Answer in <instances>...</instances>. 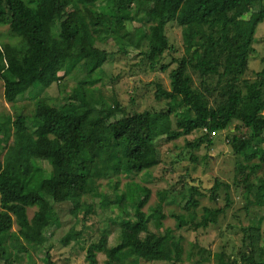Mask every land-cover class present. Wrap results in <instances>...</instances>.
<instances>
[{
    "label": "trees",
    "instance_id": "1",
    "mask_svg": "<svg viewBox=\"0 0 264 264\" xmlns=\"http://www.w3.org/2000/svg\"><path fill=\"white\" fill-rule=\"evenodd\" d=\"M2 11L6 19L0 17V22L25 39V46L0 43L5 98L16 103L26 93L37 97L30 114L25 109L13 116L0 114V264H20L30 256L31 245L44 251L49 264H58L51 250L57 242L70 247L82 240L77 225L86 226L89 215L97 212V199L103 211H120L88 244L89 264H99V253L107 256L106 264H184L196 255L203 259L195 264L213 256L217 264H264V216L255 226L242 225L245 243L235 256L195 242L187 250L185 237L164 226L168 190L159 191L163 203L146 209L152 189L142 183L154 180L147 153L160 132L157 119L170 122L163 131L168 141L201 132L187 142L189 150L212 145L218 133L228 131L233 156L240 159L236 171L245 184L244 210L250 219L262 213H253L250 205L262 199L260 207L264 206V175H257L264 168V67L253 80L246 73L258 52L256 32L264 23V0H0ZM174 22L182 27L185 55L174 58L171 88H159L158 95L177 108L128 114L117 103L101 111L103 100L96 98L99 89L92 86L104 82L103 67L112 55L103 46L117 45L112 53L124 55L139 49L151 70H167L162 62L172 46L166 27ZM73 40L81 42L77 54L68 48ZM61 57H66L62 66ZM203 61H215L218 70L205 73L198 67ZM79 66L85 68V78L65 102L53 104L42 97ZM122 176L131 179L125 184L127 191L120 187ZM101 180L113 188L110 193L101 191ZM230 188L221 177H216L209 195L200 185L186 188L184 183L173 192L181 199L179 212L171 216L180 228L206 231L228 210ZM223 194L229 201L213 207ZM206 196L212 205H203L200 213ZM60 204L72 207L76 224L57 239L63 225ZM30 209L35 210L32 216ZM114 223L119 234L112 243L109 227Z\"/></svg>",
    "mask_w": 264,
    "mask_h": 264
},
{
    "label": "rangeland",
    "instance_id": "2",
    "mask_svg": "<svg viewBox=\"0 0 264 264\" xmlns=\"http://www.w3.org/2000/svg\"><path fill=\"white\" fill-rule=\"evenodd\" d=\"M5 11L0 12V17L6 19ZM249 14L245 17L249 18ZM166 34L170 40L172 46L167 50L162 63L168 64L167 70H161L160 67L156 70H151L148 64V60L144 59L140 54L139 49L131 48L129 55H124L121 52L112 53L118 49L117 45L108 44L103 46L107 48L110 55L108 61L104 64L103 78L104 82L97 83L92 87L96 90L95 96L98 99H102L103 103L100 106L101 111H106L109 105L117 106L119 103L128 114H134L144 110H169L171 107H176V103H171L170 100L160 97L158 95V89H170L171 79L170 72L173 68L177 67V63L174 58H179L185 55L182 27L177 23H169L166 27ZM256 37L259 39L255 43L257 54L253 56L249 63V68L246 73V77L253 80L257 72L261 71L264 67V23L259 25ZM25 39L11 34L9 31V24L7 22H0V43L2 45H23ZM80 40H73L69 43V51L77 54L80 51ZM102 47V46H101ZM66 57H61L60 66L65 65ZM200 70L205 73H215L218 70V65L215 61H203L198 63ZM60 74L64 75V70H60ZM85 68L79 66L75 70L64 76L60 81L61 86L57 83L47 88L42 97H45L53 104H62L65 102V98L73 91V89L85 78ZM196 84H199V75L195 76ZM63 90V91H62ZM36 94H24L20 100L16 103H10L5 98V86L0 81V114L4 117L13 116L15 112L21 109H25L24 113H32ZM99 113H95L98 115ZM176 118L172 116V126L175 125ZM159 125L158 138L151 145L150 150L147 153V160L149 164V171L154 176V180L151 182H142L147 187L152 189L151 200L146 209L153 205L156 206L161 202V196L159 191H171L166 192L168 197L164 202L163 211L167 214V219L164 220V226L172 228L177 235L185 237V248L188 250L192 246L191 243H199L206 247H210L215 251H224L226 255L235 256L236 252L245 243L244 232L242 231V225H256L258 220L264 216V206L260 207L262 199L256 200L252 207L253 213L256 209L261 211L258 218L254 217L250 219L248 213L244 210L245 204L248 200L245 196V184L240 182L241 174L236 171V162L240 159L233 156V151L228 142V131L218 133L215 136V142L212 145L203 144L199 148L186 149L185 145L188 141H194V139L200 136L201 132L194 133L178 140L168 141L166 135L163 132L170 125L169 121L161 122L157 119L156 122ZM234 123L230 130H234ZM246 132V130L244 131ZM255 144H260L259 141H255ZM264 147V143L262 144ZM263 173V174H262ZM264 175V168L260 170L257 175ZM216 177H221L228 181L231 185L230 188V206L225 214L219 217V223L217 225H211L209 229L203 232H194L191 230L180 228L177 221L171 216L172 212H179L180 196L174 194L176 190L181 189L182 184L185 183L186 188L190 185L201 186L206 194H210V188L213 187ZM130 182L131 179L122 176L121 189L127 191L125 188L126 182ZM137 182H140V178L137 177ZM103 186L102 192L110 193L113 189L107 184L106 180L100 181ZM176 199L175 201H173ZM225 194L222 195L218 204H213L208 196L202 198V205L200 206V213H202L203 205L218 207L219 205H225L228 201ZM113 196H110L107 200L108 205H114ZM100 199L96 200V213L89 215L86 221V226L80 222L77 227L82 229V240L74 242L70 247H64L63 245L56 243V247L51 250L52 259L57 261L58 264H64L68 261V264H89L86 260V248L89 243L97 240L100 237L103 228L111 221L110 216H114L120 210L119 209H107L103 211L99 205ZM163 203V201L161 202ZM58 208L61 209V221L63 225L59 228L55 234L57 239H60L64 232L69 231L76 224V219L70 214V205L60 204ZM34 209H30V216L33 215ZM83 215V214H82ZM128 225V222H126ZM114 227H109L112 234L110 241L116 242L119 234L118 224L114 223ZM264 230V225L262 226ZM14 230H18V226L15 225ZM264 236V233H263ZM264 241V239H263ZM244 242V243H243ZM264 245V244H263ZM262 245V246H263ZM196 251L198 248L195 249ZM31 254L27 256L25 260H20V264H49L48 258L45 256L44 251L38 250L37 245L30 246ZM215 253V252H213ZM206 253V257H208ZM99 264H106L107 256L104 253H99ZM201 256H194L193 260H186L184 264H195ZM203 259V258H202ZM199 260V261H200ZM201 264H217V258L211 257L209 262H200ZM141 264H171L169 262H148L141 261Z\"/></svg>",
    "mask_w": 264,
    "mask_h": 264
}]
</instances>
